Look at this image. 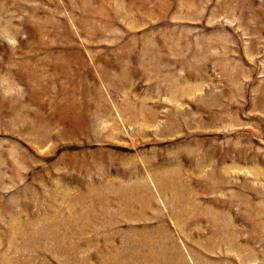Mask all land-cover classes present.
Instances as JSON below:
<instances>
[{"label": "rangeland", "instance_id": "obj_1", "mask_svg": "<svg viewBox=\"0 0 264 264\" xmlns=\"http://www.w3.org/2000/svg\"><path fill=\"white\" fill-rule=\"evenodd\" d=\"M0 264H264V0H0Z\"/></svg>", "mask_w": 264, "mask_h": 264}, {"label": "bare ground", "instance_id": "obj_2", "mask_svg": "<svg viewBox=\"0 0 264 264\" xmlns=\"http://www.w3.org/2000/svg\"><path fill=\"white\" fill-rule=\"evenodd\" d=\"M71 117H72V116H71ZM71 117H70V118H71ZM78 118H79V117H78ZM74 119H75V118H72V123H73V124L76 123V122L74 121ZM79 119H80V118H79ZM76 120L78 121V119H76ZM82 121H83V120H82ZM78 124H79V123H78ZM81 125H82V124H81ZM74 126H75V125H74ZM76 126H77V125H76ZM75 128H76V127H75ZM157 177H158V176H157ZM131 212H132V211H131ZM142 212H143V211H142ZM135 213H136V212H135ZM139 213H140V212H139ZM123 214H124V213H123ZM126 215H127V214H126ZM126 215H125V216H126ZM129 215H130V214H129ZM126 217H127V216H126ZM164 232H165V231H164ZM164 232H163V233H164ZM143 234H144V232H143ZM164 234H165V233H164ZM144 235L146 236V234H144ZM148 235H149V234H148ZM146 237H147V236H146ZM150 237H151V236H150ZM151 240H152V239H149V237H147V240H146V239L144 240V244L141 245V247H147L146 251L148 250L149 252H150V250H151V249H150L151 247H154V249H155V246H154V245L152 246V243L155 244V242H152V243H151ZM152 241H154V240H152ZM148 242H150V244H149ZM156 243H157V242H156ZM156 245H157V244H156ZM149 249H150V250H149ZM154 249H153V251H154ZM156 249H157V246H156ZM147 254H148V253H147ZM152 254L154 255V253H152ZM155 254H156V251H155ZM158 255H160V254H158ZM149 256H150V255H149Z\"/></svg>", "mask_w": 264, "mask_h": 264}]
</instances>
